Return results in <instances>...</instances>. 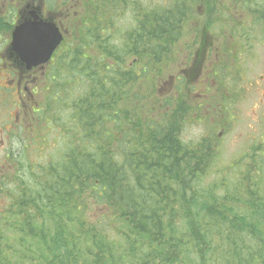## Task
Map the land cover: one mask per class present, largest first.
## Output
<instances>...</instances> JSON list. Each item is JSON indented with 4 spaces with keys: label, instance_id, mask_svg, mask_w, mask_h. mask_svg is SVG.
Returning a JSON list of instances; mask_svg holds the SVG:
<instances>
[{
    "label": "trees",
    "instance_id": "1",
    "mask_svg": "<svg viewBox=\"0 0 264 264\" xmlns=\"http://www.w3.org/2000/svg\"><path fill=\"white\" fill-rule=\"evenodd\" d=\"M105 3L134 29L119 38L114 15L105 13L106 23L93 18L91 38L82 29L76 43L61 52V63H71L67 72L60 71V101L52 124L46 122L49 128L43 126L41 141H35L40 159L24 186L25 197L11 191L16 209L0 211V251L18 253L12 264H257L264 251V135L236 161L242 171L237 182L231 185L227 176L207 180L208 161L220 157L216 126L195 141L183 140L191 113L186 105L180 110L172 99H163L157 84L167 42L185 29L179 15L185 4ZM99 29L107 30L108 43L113 41L106 51L95 44ZM134 41L139 59L153 56L156 67H128ZM236 42L238 47L241 40ZM236 49L229 42L220 56L235 62ZM219 71L235 75L223 66ZM230 85L217 82L220 95L211 96L212 104L231 98L224 93L232 92ZM35 176L44 183L33 185ZM189 177L191 184L159 197L163 187ZM148 207L155 214L150 210L138 219L136 214ZM63 225L67 235L60 241L33 236ZM186 233L201 244L182 252Z\"/></svg>",
    "mask_w": 264,
    "mask_h": 264
},
{
    "label": "rangeland",
    "instance_id": "2",
    "mask_svg": "<svg viewBox=\"0 0 264 264\" xmlns=\"http://www.w3.org/2000/svg\"><path fill=\"white\" fill-rule=\"evenodd\" d=\"M49 1L55 6L54 10H51L52 14L57 16L55 21L60 23L62 16L65 15L66 11V17L63 20L66 21L67 28L74 34H77L78 23L81 22L84 12L88 8L87 0ZM151 1L153 4H158L161 0ZM225 1L227 0H217L214 4L215 11L221 12V5ZM234 12L237 17L236 20L239 23L251 14L260 15L263 18L262 25H256L252 19L251 26L254 30L264 34V0H237L234 6ZM218 23L220 25H225V23L222 22ZM229 25H236V22L233 21L229 23ZM1 31L2 30H0V51L5 43L1 37L3 36ZM231 33L237 36V40H241V44L236 49V52L238 53L235 62L229 61L230 68L228 67V70L235 75H225V77L228 78L227 82L231 84L232 92L226 91L224 93L231 95V98H228V100L225 101L221 100L216 104L211 103L210 109L209 107L201 108L199 111L191 114V117H196L202 114L203 119L196 126H190L186 129L187 138L195 139L208 130L210 125L214 124L216 126V135L218 136V142L221 145L223 157L230 161L231 159L234 160L240 158L247 151V147L251 144L253 139L258 140L259 137L262 138V135H264V39L254 37L252 34L246 35L241 31H238V33ZM75 38L76 35L73 37L66 35L65 42L71 43L68 45L69 47L74 44ZM224 48L225 46H223V49ZM239 53L241 54L240 56L238 55ZM201 58L202 53H199L194 63L187 68L188 72L194 77L198 71L196 64L200 62ZM132 64V67L136 68L135 62L131 63L128 61V67ZM168 67L170 68V71L165 72L163 75L164 77H166L173 68L177 69L175 72L176 75L183 74L182 64L179 65L174 63L172 66L168 64ZM206 83L213 86L216 85V82L212 77H210ZM159 88L165 92L169 89L165 80L159 84ZM180 94L182 95L183 92ZM183 101L186 102L187 99L184 98ZM0 102V120L9 123L11 114L18 107V97H16L13 90H2L1 88ZM44 108L45 106L41 105V111H45L46 109ZM17 116L19 117L21 124L26 121L22 112H18ZM206 120L207 124L205 125L203 122ZM23 126L25 127V124H23ZM5 137L6 134H1L0 132V140H3L1 142L4 143L0 145V147H5L9 143V138L5 139ZM1 149L2 148H0V150ZM2 152L5 156L6 153L4 148L2 149ZM223 161L224 160L217 162L212 169L214 177L218 179L223 177V173L219 172V169L223 168L220 167ZM0 162L3 164L2 159H0ZM8 170L7 174L16 173V170ZM261 170L264 175V164L261 166ZM241 172V169L238 168L230 171L229 177L231 185L235 183V180L237 182ZM23 182L24 185L27 184L26 181ZM19 187L20 186L13 185L10 187L14 190L13 193L15 196H17V193L20 194ZM259 195L261 196L262 193L260 192ZM105 223L111 226L109 221H105ZM253 248L256 250V245H254ZM259 254L260 258L258 259V263L264 264V251H260Z\"/></svg>",
    "mask_w": 264,
    "mask_h": 264
},
{
    "label": "flooded vegetation",
    "instance_id": "3",
    "mask_svg": "<svg viewBox=\"0 0 264 264\" xmlns=\"http://www.w3.org/2000/svg\"><path fill=\"white\" fill-rule=\"evenodd\" d=\"M10 0H3L4 5ZM55 6L47 5V13L45 19L50 17L48 11L54 10ZM20 9H29L21 10ZM39 9V13L43 15L45 9L44 0H17L13 2L11 8L5 6L4 11L0 7V30L1 36L4 40V45L0 51V90H13L16 97H18V107L13 111L10 118V128L17 120L18 112L22 111L26 106L38 105L39 98L43 95L44 90V65H36L35 67H27L21 59L6 51L10 44L11 34L19 24V21L30 18L32 10ZM25 16V17H24ZM44 17V16H43ZM54 55V54H53ZM15 126V124H14ZM7 124L0 130L8 129ZM5 130V131H6Z\"/></svg>",
    "mask_w": 264,
    "mask_h": 264
},
{
    "label": "bare ground",
    "instance_id": "4",
    "mask_svg": "<svg viewBox=\"0 0 264 264\" xmlns=\"http://www.w3.org/2000/svg\"><path fill=\"white\" fill-rule=\"evenodd\" d=\"M254 22L256 25H262L263 23V18L260 15H256L253 17ZM252 26H247L245 29L246 31H250L252 30ZM95 44H99L100 46H102L103 51L108 50L109 49V43H108V39L106 37H100L95 41ZM135 49L131 50L129 52V54L127 55V57H132L130 58V62L133 63L135 62L136 67L138 68H147L149 69L151 66H154L157 64V58H152L148 57L146 59H139L140 56H138L135 53ZM62 62H64V60H62ZM71 62L63 65L61 63L60 58L56 59L55 61H53L52 63L48 64L45 68H44V77H52L58 73H60L61 68L64 69V72H67L68 67L66 68L65 66H68ZM156 67V66H154ZM203 119V115H198L196 117H193L191 119L188 120V124L190 126H196L201 120ZM203 124H207V120L203 122ZM208 163H212V161H208ZM201 172H203V169L201 168ZM194 178L193 177H189L187 178L185 181L183 182H177V183H173L169 186L163 187L160 192H159V197L163 198L168 196L173 190L175 189H183L186 185L191 184L193 182ZM45 181L44 178L42 177H38L35 176L32 178V184L33 185H41L43 184ZM0 183H2V178H0ZM17 206H14L11 208V210H15ZM151 210V214L154 215L155 214V210L154 207L153 208H144L141 211H139L136 214V217L138 219H142L145 216H147L149 214ZM106 215H102L101 217H104ZM102 233H105L104 230H101ZM67 235V228L65 225L58 227L56 229L53 230H49V231H45V232H41V233H33V236L36 237H40L44 240H48V241H60L62 239H64ZM185 235H188L189 238L185 240V237L183 239V251H190L194 248H197L200 244L201 241L199 239V237L197 236H191L189 233H186ZM18 253L16 252H1L0 251V264H12V259L17 258ZM156 264H160V263H156Z\"/></svg>",
    "mask_w": 264,
    "mask_h": 264
},
{
    "label": "water",
    "instance_id": "5",
    "mask_svg": "<svg viewBox=\"0 0 264 264\" xmlns=\"http://www.w3.org/2000/svg\"><path fill=\"white\" fill-rule=\"evenodd\" d=\"M47 24L49 23H40L38 26V34L35 37L31 36L29 40L24 39L23 41L19 40L17 42V45H21V50L24 51L25 54H28L29 50L32 48L33 51L38 49L42 50V52L46 54L45 59H47L52 49L60 42V35H57L55 29L51 25ZM32 31L35 33V29H33V27L29 33H32ZM19 33H17V37L19 36Z\"/></svg>",
    "mask_w": 264,
    "mask_h": 264
}]
</instances>
